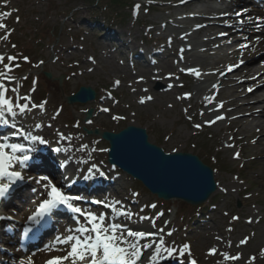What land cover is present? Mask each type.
Wrapping results in <instances>:
<instances>
[{
	"label": "rangeland",
	"instance_id": "rangeland-1",
	"mask_svg": "<svg viewBox=\"0 0 264 264\" xmlns=\"http://www.w3.org/2000/svg\"><path fill=\"white\" fill-rule=\"evenodd\" d=\"M186 1L131 0V8L122 11L124 19L118 21L94 9L89 0H12L11 15L0 22L6 24L10 33L8 41H0L3 55L17 56L15 63L19 64V68H14L11 73L16 80L9 87H17L21 96H31L32 102L37 104L47 101L45 111L34 109L31 113L18 115L15 122H21L32 133L40 130L35 128L36 123H53L54 127L65 133L70 131L73 138L81 140L80 145L87 144L88 148L84 151H89L93 162L105 172V176L97 174L96 177L104 179L101 183L106 186L84 198L95 201L99 198L97 195H114L127 210L138 214L131 220L125 218V222L147 225L152 232L164 229L160 235L166 247L180 249L186 243L194 247L201 243L202 238H206L211 243L206 244L205 248H216L219 256L209 264H264V256L260 254L264 249V164L257 163L263 157L255 154L246 156L239 152L240 157L236 159L234 153L238 152V146L227 143L232 147L227 145L226 148L223 145L227 134H230L225 133V125L217 129L215 124L205 123L211 119L201 118L205 104L195 101L192 90L196 75L182 71L188 67L180 64V48L177 45L172 48L176 37L170 36L168 30L167 20L175 14H194L183 6ZM234 2L240 3L237 0H228L226 3L232 5ZM136 4L141 7L136 9ZM231 30L237 29L231 27ZM0 31L2 36L6 30ZM23 56H28L29 60L24 61ZM165 57L175 60L169 79L158 81L151 74L141 73L144 66ZM241 60L252 64L255 59H238L235 65H240ZM44 72L50 73L51 78H46ZM59 77L62 78L60 85L57 81ZM33 80H36L35 85ZM116 80L120 81L118 86L114 84ZM80 86L91 87L96 93L95 98L86 103L67 104L64 97L76 92ZM249 86L256 88L258 85ZM33 88L35 91H32ZM169 89L175 91L173 96L166 93ZM185 93H190V96L185 97ZM8 95L15 100V94L9 92ZM149 96L151 100L140 103L141 97ZM102 108H109L110 111L103 112ZM88 109L93 110L92 116L85 119L84 112ZM57 110L59 115L52 119ZM36 115L41 120L28 121V118ZM113 116H122L124 119L114 120ZM8 118L13 119L10 116ZM77 124L79 127H76ZM128 124L145 128L149 142L166 153L179 151L196 155L213 170L215 191L199 205H189L180 200L163 201L148 192L138 181L108 164L106 151L99 150L108 148L107 141L97 135L87 134L85 130L97 128L117 132ZM196 124L202 126L197 129ZM0 127H4L9 134L13 132L10 124ZM17 127L20 125L17 124ZM19 139L24 142L23 137V140L20 136ZM58 147L55 143L53 148L44 149L52 150V156L47 158L52 167H57L54 173L56 179H67L68 183L74 180L71 178L73 176L82 178L86 171L82 169L77 172L71 160L61 167L70 156L64 151L57 152L55 149ZM87 161L92 164L89 157ZM83 168L87 170V167ZM33 184L42 187L35 182ZM74 184L81 185L80 182ZM26 188L25 193L34 189L30 185ZM134 193L138 195L134 196ZM153 203L156 208L146 207ZM10 205L14 207V204ZM95 205L96 208L102 207L101 204ZM157 213L163 215L157 216ZM106 215L112 214L107 211ZM140 215L154 218L155 225L139 220ZM234 216L239 219L233 220ZM245 237L248 242L241 245L239 242ZM230 247L233 249L229 250ZM224 253L229 256L239 253L240 259H225ZM199 254L195 248L185 256L175 255H179L185 263L195 260L196 264H200ZM252 256L257 259L250 261ZM42 259L30 264H40Z\"/></svg>",
	"mask_w": 264,
	"mask_h": 264
},
{
	"label": "bare ground",
	"instance_id": "bare-ground-1",
	"mask_svg": "<svg viewBox=\"0 0 264 264\" xmlns=\"http://www.w3.org/2000/svg\"><path fill=\"white\" fill-rule=\"evenodd\" d=\"M224 1L227 2L228 0ZM237 1H240V3L234 2L232 5L226 2L215 3L212 1H188L183 3V6L194 14L191 16L182 13L175 14L171 19L167 20L169 23L168 30L170 36L176 37L172 44V48L175 47V45L180 48V64L188 68H195L201 73L199 77L195 76L196 81H194L192 87L195 101L199 104H205L201 110V118L215 120L218 115L224 117V119H222L224 121L223 123H221L222 121L220 122V120L215 123L217 129L225 125V133H230L227 134L226 139H224V147L227 148V143H231L232 145L238 146V152H242L246 156L250 154L260 155L263 158L258 159L257 163L264 164V3H260L259 0ZM12 5V0H7L6 3L5 0H0V13H9L12 10ZM224 12L228 13V17L222 15ZM237 12H240L241 15L236 16L235 13ZM257 16L262 18L261 21L256 20ZM6 17L7 15L0 18V22ZM249 17H251V19H249ZM241 21H243V23H241ZM225 22H231L232 28H236L237 30H231L230 27L226 26ZM257 24H259V28L256 26ZM196 25H201V27L197 28ZM1 33L0 31V36ZM220 33H227V35L223 37L222 35L220 36ZM257 38H259V40H257ZM241 44H247L248 46L242 49L240 47ZM181 49H183V52H181ZM3 52L4 49L0 45V54H3ZM256 54H258V56L254 58L255 60L252 64L244 62L246 63L245 65H239V67H235L231 71H228V67L234 65L238 59L253 58ZM174 67L175 60L165 57L159 61H152L150 64L144 66L141 73L151 74L158 81H164L170 78V72ZM221 72H223L224 75H221ZM213 85L216 87H213ZM249 85L258 86L254 89L252 88L253 91L249 92L248 87H251ZM174 92L175 91L172 89H169L166 93L169 96H173L175 94ZM218 111L220 113L217 115ZM260 116L262 117L260 118ZM39 120H41V117L39 118L37 115L28 118V121L32 122H37ZM16 124H19L20 127L28 131L21 122ZM52 124L44 123L42 127L39 128L40 130L33 131V134L43 137L50 143L35 145V151H33L31 155L35 157L38 165L42 166L45 172H55L56 169L54 170L42 149H46L47 147L53 148L55 143L58 144L60 148H65L71 143V150L65 153L72 157L71 162H74L73 167L77 172L83 171L82 169H84V172H87L83 166L88 168L90 162L84 164L80 161L87 160L90 154L89 151H76V149L80 147L81 140L73 138L70 142L66 140L61 141L57 133L61 132L65 135H69L70 131L67 130L65 133ZM15 130L16 129L12 128V131ZM5 132L7 131L0 133L2 134L0 135L1 139L7 136V134H4ZM7 137L9 143H17L13 141L16 140L18 143H25L28 145V143H26L28 141L24 140V142H21L19 136L11 138L8 135ZM20 138L22 139L21 136ZM50 140H52V144ZM44 152H47L49 157L52 156L51 149L48 148ZM52 158L54 159V157ZM90 160L94 163L92 158ZM33 167H36V165L34 164ZM77 167L80 171L77 170ZM15 170L22 171L25 176L34 177L32 173L19 169L18 165ZM71 178L74 179L75 182H80L82 186H79L80 184L76 186V184L73 183L69 187L67 183L65 188L70 189L71 193L83 197L89 195L92 190L102 188V183L100 181L104 180L101 177L98 179L96 176L89 181L80 178V176H73ZM28 181L33 182L34 180ZM29 184L32 183H20L17 192H13L9 196L11 201H21L25 199L21 202H24L22 207L16 211L0 209V215L12 216L13 218L10 221H13V223H22L23 220H25L26 214L30 212L34 203L36 204L41 199H44L42 197V193H44L43 187L39 188L33 194L25 193L24 190ZM98 197L99 198L96 199L104 200L105 204H110L114 200H118L114 195L110 194L106 195V197ZM101 206V209L99 207L93 212L99 215L106 214L108 211L112 214L106 215L109 221L126 223L134 230L151 231L147 225L134 224L128 221L125 222V217L117 218L113 215L110 208L104 207L102 204ZM117 207H120V205H117ZM90 208L95 207L92 205ZM66 234H70L69 231L59 226L58 231L47 243L43 244L39 250L37 249L27 253V255H22L24 263L30 264L39 261L41 258L65 254L61 251H49L47 246L52 244L55 237ZM155 239L158 240L159 237ZM210 243L209 239L202 238L199 245H194V247L190 246L189 251H194L196 248L200 253V259H198L199 257L197 255L195 256L200 264H209L211 260L219 257L218 254L213 257L209 256L210 246L207 248L205 247L207 246L206 244ZM58 247L62 248L63 246ZM8 249L15 252V255L20 253L12 243ZM176 249L179 248L176 247ZM202 249L204 251H202ZM231 249L233 248L230 247L229 250ZM153 251L154 248L145 249L144 257L140 264H149V259ZM177 253L179 254V252H176L171 257L164 254V258L155 260L153 264H188L187 262H183L179 255H175ZM3 259H6L8 264L12 263V259H9V257L5 258V256H3ZM17 261L18 264L23 263L21 257ZM0 264H6V262L3 263L0 261ZM210 264L214 263L212 262Z\"/></svg>",
	"mask_w": 264,
	"mask_h": 264
},
{
	"label": "snow or ice",
	"instance_id": "snow-or-ice-1",
	"mask_svg": "<svg viewBox=\"0 0 264 264\" xmlns=\"http://www.w3.org/2000/svg\"><path fill=\"white\" fill-rule=\"evenodd\" d=\"M7 0H5V3ZM184 2V0H181ZM136 9L141 7L140 4L134 6ZM246 11V10H245ZM10 16L11 13H0V18L3 16ZM222 15H227L224 13ZM236 16H240L241 13H235ZM251 19V17H249ZM261 17L257 16L256 20L261 21ZM19 20V17H17ZM243 23V21H241ZM259 27V24L256 25ZM197 28L201 25H196ZM0 29H5V34L0 36V41H8L10 33L7 31V26L4 23H0ZM224 36L227 33H220ZM259 40V38H257ZM247 44H241L240 47L243 49L247 47ZM13 48L16 47L15 44L12 45ZM183 52V49H181ZM17 56L9 55L5 57L0 54V65H2V70H0V125H11L13 129H16L11 133L12 136H22L24 140L28 141L29 144L25 145L22 143H9L8 137H3L0 141V200H5L13 193L15 186L18 182H23L25 180H35L37 184H41L45 190L42 195L46 198L41 199L35 210L27 217V221L31 222L32 225H38L46 217L51 218L54 214V210L59 209L61 206L66 208L68 211L74 214H78L76 217L78 226L74 229L68 230L70 234L57 236L54 238L52 244L48 247L49 251H61L65 254L54 255L46 261V264H140L142 258L144 257L145 249H153L151 258L149 259V264L157 259L164 258V254L171 257L174 253L179 251L180 256H185V254L190 250L189 244H184L179 250L174 247H166L165 240L163 236L160 235L164 229H159L156 232L144 231V230H134L128 226L126 223L112 222L107 219L106 214H97L92 211H85L75 201H80L83 197L79 195H71L65 192L64 188L58 187L56 183L53 182L48 176H40L38 178L32 176H25L22 171L15 170L18 165L20 169H24L27 166L29 160L32 159L31 153L35 151L36 144H48L49 141L44 139L39 135H34L32 131H25L23 127H17L15 118L18 115H23L25 113H31L34 109H39L41 112L45 111V105L47 101H42L40 103L32 102V97L28 95L21 96L17 87H9V85L16 80V77L11 75L14 68H19V64L15 63L17 61ZM24 61H28V56H23ZM91 59V57H90ZM7 60V63H5ZM42 64L43 61H40ZM244 61L241 60L240 64ZM239 67V65H230L228 71L233 68ZM188 73H195L197 77L201 73L195 68L182 69ZM224 75L223 72L220 73ZM26 79V77H24ZM142 79V78H141ZM36 80H33V85H35ZM115 85H119L120 81H114ZM171 88L172 85H169ZM213 87H216L213 85ZM32 91H35L33 88ZM249 92L253 89L249 88ZM11 92L15 94V100L8 93ZM109 95H111L109 93ZM185 96H190V93H185ZM152 97H141L140 103H145L146 100H151ZM23 101V102H21ZM101 111L109 112V108H102ZM59 115V110L54 114L52 119H55ZM12 117L9 120L8 117ZM114 120H122V116H113ZM191 119V117H189ZM224 117L217 116L215 120L207 121L205 123L211 125L215 124L216 121L222 120ZM91 124L92 121H87ZM50 126V125H49ZM202 125L196 124L195 127L199 129ZM42 127L41 123H36L35 128L39 129ZM79 127V124L76 125ZM61 141H72L73 137L71 134L65 135L64 133H57ZM232 147V145H228ZM72 148L71 143L65 148H56L57 152L64 151L69 152ZM88 148L87 144L80 145L76 151H84ZM100 151H107V149H99ZM96 151V149H93ZM175 151V150H174ZM234 157L239 159L240 153L235 152ZM72 157L65 159L61 167H65ZM89 159H91V154H89ZM81 163L87 164V160H81ZM114 167V166H113ZM105 176V172L100 169L96 163H92L88 168L86 174L83 175L84 180L93 179L96 175ZM75 180H69L68 186L70 187ZM226 191V189H225ZM134 196L138 193H134ZM94 203L102 204L112 210V213L117 217H125L127 220H131L134 215H138L127 210L120 200H114L110 204H105L104 200H95ZM120 205V207H117ZM146 207L156 208V204L146 205ZM143 211V210H141ZM157 216L163 215L162 213H157ZM83 217L84 222H80V218ZM12 216H2L0 215V220H11ZM233 220L239 219L238 217H232ZM139 220L149 221L153 226L156 221L154 218L148 216H139ZM32 231V228H25L24 234L27 235ZM169 236L172 235L171 232L168 233ZM159 237V239H155ZM146 241V242H145ZM248 242V238L240 240V244L244 245ZM58 246H63L58 247ZM210 255L217 254V249L212 248L209 250ZM261 256H264V249L261 250ZM225 259H231L233 261L240 259V254L235 256H229L228 253L223 254ZM250 261H255L256 256L249 258ZM190 264H196L195 260L190 261Z\"/></svg>",
	"mask_w": 264,
	"mask_h": 264
},
{
	"label": "water",
	"instance_id": "water-1",
	"mask_svg": "<svg viewBox=\"0 0 264 264\" xmlns=\"http://www.w3.org/2000/svg\"><path fill=\"white\" fill-rule=\"evenodd\" d=\"M48 79L51 74L44 72ZM59 85L62 78H57ZM89 86H80L64 97L67 104L86 103L95 98ZM93 110L85 112V119ZM107 141L106 160L139 181L151 194L163 201L180 200L189 205L204 203L215 191L213 170L190 152L166 153L149 142L145 128L128 124L117 132L97 128L85 130Z\"/></svg>",
	"mask_w": 264,
	"mask_h": 264
},
{
	"label": "trees",
	"instance_id": "trees-1",
	"mask_svg": "<svg viewBox=\"0 0 264 264\" xmlns=\"http://www.w3.org/2000/svg\"><path fill=\"white\" fill-rule=\"evenodd\" d=\"M89 4L94 9L115 17L118 21L124 19L122 11L132 6L131 0H89Z\"/></svg>",
	"mask_w": 264,
	"mask_h": 264
}]
</instances>
